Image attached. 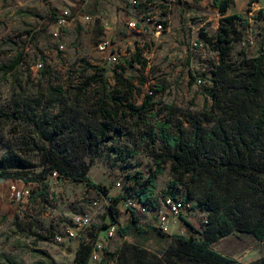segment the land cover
I'll return each mask as SVG.
<instances>
[{
    "label": "rangeland",
    "instance_id": "obj_1",
    "mask_svg": "<svg viewBox=\"0 0 264 264\" xmlns=\"http://www.w3.org/2000/svg\"><path fill=\"white\" fill-rule=\"evenodd\" d=\"M137 1L133 6V0H80L71 11L73 21L56 40L50 25L52 8L48 9L47 0H0V171L14 176L12 180L0 179V191L5 193L4 198L0 194V264H75V253L82 242L93 243L96 248L97 258L92 257L90 264H116V253L124 243L142 245L151 254L164 258V252L174 242L173 235H189L178 218L176 222L170 219L169 233H165L168 237L152 230L143 235L132 232L121 238L119 230L128 224L131 213L118 209L120 219L116 224L108 210L110 198L123 194L116 186L118 181L128 182L126 176L133 180L140 174L142 177L137 180L145 182L155 172L147 144L155 139L158 151L160 139L153 131L155 120L164 118L160 113L154 117L159 106L141 122L122 119L112 141L98 151L88 176L104 186L106 194L65 178L49 176L44 183L36 181L44 170L43 137L51 131L48 120L62 112L68 116V96V103L77 98L82 106V121L96 122L99 118L93 114L90 121L82 117L97 110L95 103L101 96L99 86L88 87L86 76L90 73H84L87 65L106 70L111 94L116 88V73L130 78L136 89L129 103L137 106L142 105L152 89L164 85L166 91L157 95L155 101L178 108L174 124L181 122L186 138L192 132L187 122L192 113H217L212 94L216 89L214 72L220 61L213 44L222 15L214 8L213 0ZM130 9L140 12V17L160 19L164 30L156 35L153 24L146 35L131 30ZM227 14H242L244 18L236 26L242 39L234 44L226 59V64L239 72L243 69L242 58L257 57L264 45V9L251 13L249 4H239L233 5ZM85 16H91L92 21L86 22ZM103 40L120 49L118 64L110 63L105 54L97 51V44ZM136 54L145 62L144 68L140 64L128 65ZM192 76L201 77L204 85H197ZM131 153H135L132 158ZM171 164H165L163 173L156 177L153 200L159 205L169 193L188 199L192 190L190 207L181 216L200 230L208 216L206 207L200 204L204 185L198 187L191 174L174 175ZM13 182L29 186L32 196L25 201L14 199L10 190ZM131 183L132 192L138 190ZM95 200L99 201L97 210L92 209ZM88 210L92 211L89 227L77 229L78 236L68 239L67 231L75 228L74 218ZM258 213L254 210L252 215L259 216ZM140 223L158 228L157 213L140 215ZM112 228L115 232L110 236ZM94 235L98 236L95 242ZM211 247L241 264H264V244L249 234L233 232ZM106 251L113 256L105 258Z\"/></svg>",
    "mask_w": 264,
    "mask_h": 264
},
{
    "label": "trees",
    "instance_id": "obj_2",
    "mask_svg": "<svg viewBox=\"0 0 264 264\" xmlns=\"http://www.w3.org/2000/svg\"><path fill=\"white\" fill-rule=\"evenodd\" d=\"M213 6L222 15L213 44L220 61L214 72L216 89L212 94L214 109L218 114L202 111L192 113L187 119L192 126L189 138L185 137L181 122L174 124L178 108L155 101L157 95L166 91L164 85L152 89L142 105L137 106L129 103L136 89L130 78L124 79L116 73V88L111 94L105 80L106 70L92 65H87L84 70V73H90L86 76L88 87L99 86L101 96L95 103L97 110L87 112L82 117L90 121V115L93 114L99 117H96L97 121H82V106L77 98L68 103L70 96L65 106L68 116L62 112L48 120L51 131L43 137L44 170L37 178L38 182L44 183L49 176L57 173V178L82 182L106 194V188L94 183L88 176L98 151L112 141L117 123L126 118L141 122L144 118H150V113L159 106L154 117L157 118L160 113L164 114V118L155 120L153 131L154 136L158 134L160 139L158 151L155 139L147 144L155 172L145 182L137 180L142 177L140 174L133 180L126 176V192L142 204L153 202L155 179L163 173L168 162L172 163L174 175L184 177L191 174L198 187L204 185V199L200 203L208 212L204 228L197 230L191 222L180 216L189 235H173L174 242L164 252V258L151 254L142 245L124 243L123 248L116 253V264H241L217 252L211 245L233 232L252 235L264 244V99L261 100L264 98V45L257 57L242 58L243 69L239 72L228 66L227 57L233 51L234 44L242 39L236 26L238 23L241 25L244 18L242 14L227 15L232 0H213ZM57 13L54 9L49 11L50 25L57 22ZM136 64L143 68L146 66L139 54L128 62L130 67ZM192 79L196 80V76H192ZM219 114L221 116L218 117ZM210 124L214 127H207ZM76 131L79 134L75 135ZM134 154L131 153L129 157L132 158ZM13 177L0 171L2 180H12ZM131 182L138 187L135 192L131 190ZM123 198L121 194L110 198L108 210L113 223L119 224L117 205ZM191 199L192 190L185 200L189 204ZM254 210L259 211V216L252 215ZM130 213L128 224L119 230L121 238L132 232L143 235L152 230L168 237L159 228L142 226L140 216L135 211ZM93 237L95 242L98 236ZM94 248L93 243H80L74 263L90 264ZM105 255V258L113 256L107 251ZM105 261L103 259L102 263Z\"/></svg>",
    "mask_w": 264,
    "mask_h": 264
},
{
    "label": "built area",
    "instance_id": "obj_3",
    "mask_svg": "<svg viewBox=\"0 0 264 264\" xmlns=\"http://www.w3.org/2000/svg\"><path fill=\"white\" fill-rule=\"evenodd\" d=\"M253 2V0H250ZM138 1L133 0L132 4L133 6L137 5ZM139 18V20H137ZM141 18V19H140ZM84 20L86 22H91L92 17L91 16H85ZM73 21L72 12L69 9H66L61 12L57 22L55 23L54 28L52 29V35L53 37L58 40L64 33V31L69 27L70 22ZM155 26V34L159 35L161 34L162 30H164V24L163 21L160 19L155 21L151 16H144L140 17V14H138L133 20L128 22V27L135 31L138 34L146 35L148 33V29L150 25ZM61 50H63V46L59 47ZM96 49L99 53L105 54L107 56V61L113 64H118L119 58H120V49L113 43H111L108 40H103L100 43L97 44ZM38 68H41L42 65H38ZM196 84L199 86L204 85V80L201 77L196 78ZM53 177H57V173H54L52 175ZM116 186L118 189L123 193L121 195L124 196L123 199L120 200L118 203V208H125L126 210L135 211L137 215H150V213L153 211L157 213V220H158V228L163 233H169L170 230V219H173L176 221L180 216L190 207V204H188L184 197L176 194L175 196L172 195H166L163 197L159 205L155 204V202H150L147 204L140 203L137 198L133 196H129L126 192V186L127 183L124 181H118L116 183ZM10 190L14 194V199L21 200L31 197L32 190L29 186L24 184L22 187H18V184L12 183L10 185ZM155 204V205H154ZM99 206V201L95 200L93 201V210H97ZM92 220V211L88 210L87 212L82 213L79 216H76L74 218V226L75 228L69 229L67 231V238L68 239H75L78 235L76 233V230H81L88 228L90 225V221ZM115 232V229L112 228L109 231V235L113 236ZM57 240L61 241V237L57 236ZM97 252L96 248H94L92 257L94 259L97 258Z\"/></svg>",
    "mask_w": 264,
    "mask_h": 264
},
{
    "label": "crops",
    "instance_id": "obj_4",
    "mask_svg": "<svg viewBox=\"0 0 264 264\" xmlns=\"http://www.w3.org/2000/svg\"><path fill=\"white\" fill-rule=\"evenodd\" d=\"M47 1H48V5H47L48 9L52 8L54 10H57V12L59 11L62 12L63 10H66V9L73 11L74 9L77 8L80 0H47ZM50 2L52 3L53 6H50ZM239 4L241 5V7H245L246 5L249 4L251 13H256V12H259L261 9H264V0H253V2H251L250 0H232V6L239 5ZM237 13H240V12H237ZM128 14L131 16L133 20L138 14H140V12H138L136 9H130ZM227 15H230V14H227ZM51 26L53 29L55 26V23L52 24ZM23 185L24 184L20 183L18 184V187L23 186ZM2 188H3V185H0V190H2ZM0 194L3 195V198L5 197L4 191L3 192L0 191Z\"/></svg>",
    "mask_w": 264,
    "mask_h": 264
}]
</instances>
